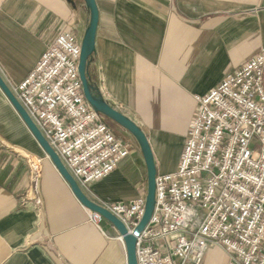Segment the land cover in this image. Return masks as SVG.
Wrapping results in <instances>:
<instances>
[{"label": "crops", "instance_id": "0c3cea01", "mask_svg": "<svg viewBox=\"0 0 264 264\" xmlns=\"http://www.w3.org/2000/svg\"><path fill=\"white\" fill-rule=\"evenodd\" d=\"M95 3L90 82L97 96L143 131L156 175L172 173L194 97L264 50V0ZM90 20L85 0H0V77L10 89L16 86L58 35L73 33L81 42ZM27 155L40 159L38 176ZM146 189L135 141L116 170L90 185L89 195L128 203L145 197ZM88 215L0 91V264H127L118 232L104 220L96 227ZM225 263L219 248L201 262Z\"/></svg>", "mask_w": 264, "mask_h": 264}, {"label": "built area", "instance_id": "2783aa9c", "mask_svg": "<svg viewBox=\"0 0 264 264\" xmlns=\"http://www.w3.org/2000/svg\"><path fill=\"white\" fill-rule=\"evenodd\" d=\"M80 43L73 33L58 35L10 90L80 190L131 233L145 197L109 204L89 195L129 146L83 96ZM194 102L176 170L155 177L154 210L136 237L137 264H201L211 248L223 251L225 264H264V50ZM25 161L38 176L40 159ZM88 212L98 227L104 219Z\"/></svg>", "mask_w": 264, "mask_h": 264}, {"label": "water", "instance_id": "95a60500", "mask_svg": "<svg viewBox=\"0 0 264 264\" xmlns=\"http://www.w3.org/2000/svg\"><path fill=\"white\" fill-rule=\"evenodd\" d=\"M90 8L91 20L88 29L86 30L83 39L80 43V59L78 64V74L82 85V93L87 101V103L92 107V109L99 114L102 119L105 118L108 121L112 120L120 128L129 133L134 140L137 142L144 160L146 167L147 176V189L145 195V205L143 210V215L138 222L136 228L129 233L126 227L117 218L111 215L104 208L96 205L80 190L75 180L66 171L62 163L60 162L58 156L48 145L46 140L43 138L37 127L34 125L32 120L29 118L28 114L17 102L13 96L10 88L5 84V82L0 77V91L5 96L13 110L19 116L29 133L32 135L38 146L51 161L57 172L63 178V180L68 184L72 194L78 200V202L88 211L99 214L105 221H107L120 235L126 252L127 264H137L136 254H135V244L136 237L139 233L146 227L150 217L154 210L155 205V177L156 170L153 160L152 151L148 140L143 133V131L121 112L109 106L105 103L99 96L96 95L95 90L90 82L87 74V62L89 57L94 51V40L95 33L98 23V10L95 0H85Z\"/></svg>", "mask_w": 264, "mask_h": 264}, {"label": "rangeland", "instance_id": "374dc122", "mask_svg": "<svg viewBox=\"0 0 264 264\" xmlns=\"http://www.w3.org/2000/svg\"><path fill=\"white\" fill-rule=\"evenodd\" d=\"M109 122L110 129L121 141L126 143L128 146H135V141L130 135H127V133L122 128H119V126L112 120H109Z\"/></svg>", "mask_w": 264, "mask_h": 264}]
</instances>
